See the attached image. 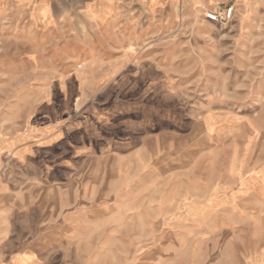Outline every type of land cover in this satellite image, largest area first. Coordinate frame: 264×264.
Instances as JSON below:
<instances>
[{
	"label": "rangeland",
	"instance_id": "1",
	"mask_svg": "<svg viewBox=\"0 0 264 264\" xmlns=\"http://www.w3.org/2000/svg\"><path fill=\"white\" fill-rule=\"evenodd\" d=\"M116 3L0 0V264H245L264 0Z\"/></svg>",
	"mask_w": 264,
	"mask_h": 264
},
{
	"label": "crops",
	"instance_id": "2",
	"mask_svg": "<svg viewBox=\"0 0 264 264\" xmlns=\"http://www.w3.org/2000/svg\"><path fill=\"white\" fill-rule=\"evenodd\" d=\"M81 3L85 8L90 10L94 15H100L103 13L102 7L105 6H115L116 2L120 0H76ZM264 169V166H263ZM257 184H260V187L263 186L260 180L256 181ZM254 200H257V204L251 208L245 209V212H253V213H262L264 212V192L256 191L254 192ZM3 219H5L8 215L7 213H2ZM250 259H247L245 264H264V252L256 251L250 255ZM249 258V257H248Z\"/></svg>",
	"mask_w": 264,
	"mask_h": 264
},
{
	"label": "built area",
	"instance_id": "3",
	"mask_svg": "<svg viewBox=\"0 0 264 264\" xmlns=\"http://www.w3.org/2000/svg\"><path fill=\"white\" fill-rule=\"evenodd\" d=\"M234 12V5H228L224 9L208 11L206 13V19L213 23H228L233 18Z\"/></svg>",
	"mask_w": 264,
	"mask_h": 264
}]
</instances>
